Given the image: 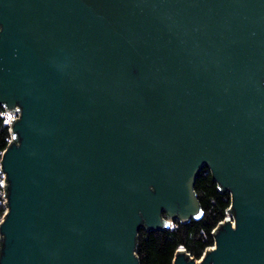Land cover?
<instances>
[{
  "label": "water",
  "instance_id": "obj_1",
  "mask_svg": "<svg viewBox=\"0 0 264 264\" xmlns=\"http://www.w3.org/2000/svg\"><path fill=\"white\" fill-rule=\"evenodd\" d=\"M0 107V264H140L205 168L231 210L173 264H264V0H0Z\"/></svg>",
  "mask_w": 264,
  "mask_h": 264
},
{
  "label": "trees",
  "instance_id": "obj_2",
  "mask_svg": "<svg viewBox=\"0 0 264 264\" xmlns=\"http://www.w3.org/2000/svg\"><path fill=\"white\" fill-rule=\"evenodd\" d=\"M12 139L5 108L0 107V223L7 212L6 183L1 169V159ZM195 193L203 217L192 219L186 224L176 219L170 228L164 230L141 229L136 250L140 264H173L175 254L180 248H184L190 257L198 260L214 246L215 229L231 210V195L219 190L208 168L200 173L195 184Z\"/></svg>",
  "mask_w": 264,
  "mask_h": 264
},
{
  "label": "built area",
  "instance_id": "obj_3",
  "mask_svg": "<svg viewBox=\"0 0 264 264\" xmlns=\"http://www.w3.org/2000/svg\"><path fill=\"white\" fill-rule=\"evenodd\" d=\"M5 116L7 117V124L10 126L11 125V120L14 119L16 120L18 118V116H16L15 114H11L8 111L5 110ZM228 218V216H227Z\"/></svg>",
  "mask_w": 264,
  "mask_h": 264
},
{
  "label": "rangeland",
  "instance_id": "obj_4",
  "mask_svg": "<svg viewBox=\"0 0 264 264\" xmlns=\"http://www.w3.org/2000/svg\"><path fill=\"white\" fill-rule=\"evenodd\" d=\"M198 260H201V258H200V259H198Z\"/></svg>",
  "mask_w": 264,
  "mask_h": 264
}]
</instances>
